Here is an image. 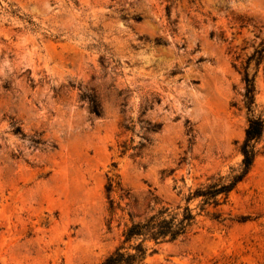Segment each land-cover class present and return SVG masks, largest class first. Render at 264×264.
I'll return each instance as SVG.
<instances>
[{
	"label": "rangeland",
	"instance_id": "374dc122",
	"mask_svg": "<svg viewBox=\"0 0 264 264\" xmlns=\"http://www.w3.org/2000/svg\"><path fill=\"white\" fill-rule=\"evenodd\" d=\"M263 41L264 0H0V264H99L153 196L181 211L238 169L247 119H264V60L242 103ZM256 150L146 264H264V131ZM107 178L129 193L112 214Z\"/></svg>",
	"mask_w": 264,
	"mask_h": 264
},
{
	"label": "trees",
	"instance_id": "16d2710c",
	"mask_svg": "<svg viewBox=\"0 0 264 264\" xmlns=\"http://www.w3.org/2000/svg\"><path fill=\"white\" fill-rule=\"evenodd\" d=\"M263 60L264 41L247 57L242 68V82L244 85L242 103L247 114H251L255 108L254 79L253 76L249 75L248 67L253 63L255 68H258ZM90 104L91 111L99 116L100 110L96 101L91 100ZM263 131L264 119L248 118L244 137L238 148L241 155L238 169L231 170L227 176L210 177L204 183L189 191L184 199L185 206L181 211H179V207L172 210L170 207L162 205V202L153 196V207L150 208L149 214L140 221H131L123 231L119 246L99 264H146L147 256L154 253L156 246L175 242L189 231L197 215L189 208V203L198 201L197 208L199 212L205 211L208 207H218L224 204L229 194L244 180L252 167L258 153L256 145L260 141ZM12 132L20 134L19 127H14ZM122 149V152L127 150L125 146H122ZM104 190L111 214L114 210L113 201L110 197L111 193L120 192V197L129 198V193L122 189L119 180L107 178ZM129 217L132 216L129 215ZM241 220L246 219L242 217ZM148 244H151L152 247Z\"/></svg>",
	"mask_w": 264,
	"mask_h": 264
}]
</instances>
